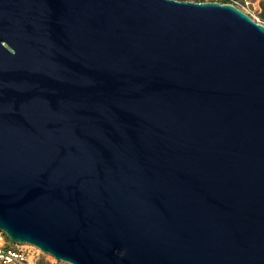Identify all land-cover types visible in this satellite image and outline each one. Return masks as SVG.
<instances>
[{
  "label": "water",
  "instance_id": "obj_1",
  "mask_svg": "<svg viewBox=\"0 0 264 264\" xmlns=\"http://www.w3.org/2000/svg\"><path fill=\"white\" fill-rule=\"evenodd\" d=\"M0 229L73 264H264V23L0 0Z\"/></svg>",
  "mask_w": 264,
  "mask_h": 264
},
{
  "label": "rangeland",
  "instance_id": "obj_2",
  "mask_svg": "<svg viewBox=\"0 0 264 264\" xmlns=\"http://www.w3.org/2000/svg\"><path fill=\"white\" fill-rule=\"evenodd\" d=\"M236 1L237 2H234V4H236L238 7L242 8L245 11H247L248 13H250V15L252 17H254L260 21L264 20V17L261 15V13H263L262 9L264 7V0H236ZM6 240L8 241V243L15 245V246H19V247H24V248L28 249L30 252H33L34 247L37 248L36 246H34L30 243L13 242L10 239L8 240L7 237H6ZM38 254L39 255L37 258V262L39 261V262L44 263V264H73V263L66 261V260L56 259L50 253L43 252L41 250ZM33 256H35V255L33 254ZM0 264H11V263H3L0 261Z\"/></svg>",
  "mask_w": 264,
  "mask_h": 264
},
{
  "label": "built area",
  "instance_id": "obj_3",
  "mask_svg": "<svg viewBox=\"0 0 264 264\" xmlns=\"http://www.w3.org/2000/svg\"><path fill=\"white\" fill-rule=\"evenodd\" d=\"M231 2H237V1L231 0ZM261 22L264 23V20ZM5 236H6L5 233L0 229V261L1 262L11 263V264H44L39 261L37 262V258L39 255L38 253L40 252L38 248L34 247L33 252H30L28 249L24 247L15 246L8 243ZM33 254L35 256H33Z\"/></svg>",
  "mask_w": 264,
  "mask_h": 264
},
{
  "label": "trees",
  "instance_id": "obj_4",
  "mask_svg": "<svg viewBox=\"0 0 264 264\" xmlns=\"http://www.w3.org/2000/svg\"><path fill=\"white\" fill-rule=\"evenodd\" d=\"M220 1H231V0H220ZM263 13H261V15L264 17V7L262 9ZM6 235V234H5ZM6 237L8 238V236L6 235ZM9 239V238H8Z\"/></svg>",
  "mask_w": 264,
  "mask_h": 264
}]
</instances>
